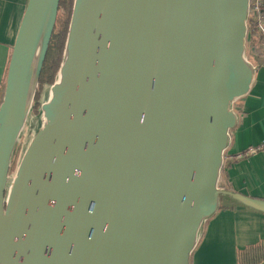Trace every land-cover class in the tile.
<instances>
[{"label": "water", "instance_id": "obj_1", "mask_svg": "<svg viewBox=\"0 0 264 264\" xmlns=\"http://www.w3.org/2000/svg\"><path fill=\"white\" fill-rule=\"evenodd\" d=\"M28 0L0 103V264H191L220 198L249 0H74L43 123L9 184L59 0ZM253 20H255L253 18ZM262 37H259V40ZM61 77V82L58 81Z\"/></svg>", "mask_w": 264, "mask_h": 264}, {"label": "crops", "instance_id": "obj_2", "mask_svg": "<svg viewBox=\"0 0 264 264\" xmlns=\"http://www.w3.org/2000/svg\"><path fill=\"white\" fill-rule=\"evenodd\" d=\"M27 3L28 0H0V93ZM260 40L249 33L246 44L251 50L258 43L261 48L264 39ZM252 43L254 46L251 47ZM255 60L252 61L254 66L257 65ZM232 109L237 122L229 132L225 157L264 143V65L256 69L248 94L237 99ZM225 162L218 183L220 189L225 186L229 191L264 200V149L245 159ZM223 206L224 209L202 224L191 264H240L238 251L254 245L264 247V214L246 210L227 200Z\"/></svg>", "mask_w": 264, "mask_h": 264}, {"label": "trees", "instance_id": "obj_3", "mask_svg": "<svg viewBox=\"0 0 264 264\" xmlns=\"http://www.w3.org/2000/svg\"><path fill=\"white\" fill-rule=\"evenodd\" d=\"M73 1L74 0H59V6H58V12H57V18H56L54 30L49 42V47L40 73L38 88L34 97L36 102L40 98V94L43 86L44 85L51 86L57 79L58 70L62 61V55H63L65 40L67 36L69 21L72 13ZM250 31H252L251 32L252 35L255 34L253 30ZM261 39L264 38L262 37ZM252 46H254V43L251 44V47ZM259 46L260 45L258 43L257 46H254L255 49L251 50L246 44L245 54L250 62H252L255 58L261 56L262 50ZM3 89L4 86L2 87L0 93V103L3 96ZM35 101H34V105H35ZM37 107L38 105L36 106V108ZM36 108L34 109V111H36ZM223 190H228V189L225 186H223ZM224 201L225 198L221 197L220 206L218 210L224 209L223 206ZM237 259L240 264H262L264 262V247L258 245L249 246L244 250L238 251Z\"/></svg>", "mask_w": 264, "mask_h": 264}, {"label": "rangeland", "instance_id": "obj_4", "mask_svg": "<svg viewBox=\"0 0 264 264\" xmlns=\"http://www.w3.org/2000/svg\"><path fill=\"white\" fill-rule=\"evenodd\" d=\"M50 87L51 86H49V85H44L42 88L39 100L36 102L34 99L35 105L32 102V107L30 109V112L27 115L25 125L22 129L21 136L18 140L16 151H15L13 159H12L11 171L9 174V184H11V181L14 178L17 165H18L26 147L28 146L33 135L41 127V125L44 121L43 115L41 112V105L44 102L48 101L49 96H50ZM37 105H38V107L36 108ZM35 108H36L37 112L34 111Z\"/></svg>", "mask_w": 264, "mask_h": 264}, {"label": "built area", "instance_id": "obj_5", "mask_svg": "<svg viewBox=\"0 0 264 264\" xmlns=\"http://www.w3.org/2000/svg\"><path fill=\"white\" fill-rule=\"evenodd\" d=\"M253 18L255 20H253ZM252 24V25H251ZM247 28L248 34H252L250 30H253L258 38H264V0H249V9H248V18H247ZM264 44V43H263ZM264 149V143L259 145L256 148L247 149L240 153H237L234 156H227L225 154L223 156V166L227 162L231 163L233 161L242 160L246 157L254 155L256 152ZM222 166V167H223Z\"/></svg>", "mask_w": 264, "mask_h": 264}, {"label": "bare ground", "instance_id": "obj_6", "mask_svg": "<svg viewBox=\"0 0 264 264\" xmlns=\"http://www.w3.org/2000/svg\"><path fill=\"white\" fill-rule=\"evenodd\" d=\"M52 3H53V0H47V3H46V7H45V10H44V14H43V19H42V23H41V28H40V36H39V41H38V46H37V49H36V54L39 53L40 49H41V45H42V41H43V29L45 27V25L47 24L48 20H49V17L51 15V12H52ZM61 82V77L58 81V85L60 84ZM49 101V99H48ZM48 101L44 102V103H47Z\"/></svg>", "mask_w": 264, "mask_h": 264}]
</instances>
